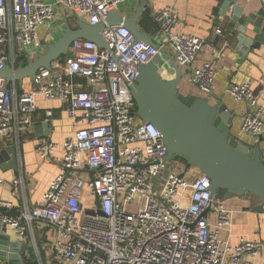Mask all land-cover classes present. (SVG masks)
<instances>
[{"label": "built area", "instance_id": "obj_1", "mask_svg": "<svg viewBox=\"0 0 264 264\" xmlns=\"http://www.w3.org/2000/svg\"><path fill=\"white\" fill-rule=\"evenodd\" d=\"M132 1L138 0L57 4L96 25ZM260 3L264 11V0ZM56 18L55 6L44 0H0V70L7 64L16 67L20 56L37 58L42 50L38 28ZM152 18L156 27L150 37L173 52L181 72L191 69V82L210 96L221 52L192 69L206 40L177 31L179 14L170 6L154 11ZM103 37L109 48L74 40L69 55L54 60L50 69L40 68L31 89L16 97L0 79L1 141L20 145L22 135L34 126L38 96L65 102L74 131L60 142L38 140L35 151L43 160L63 149L60 171L41 202L20 214L8 213L13 204L0 198V234L11 227L23 237L34 223H41L54 231L53 250L64 264H253L251 258L264 249V238L238 244L221 239V230L232 224L233 209L212 195L209 176L200 170L194 178L188 175L196 167L172 171L161 131L137 115L132 88L141 65L162 54L160 48L138 40L124 24L106 23ZM228 93L252 108L242 120V133L263 134L264 81L261 92L249 80L231 84ZM52 115L47 111L48 118ZM12 182L18 186L22 179ZM129 205L137 211H128Z\"/></svg>", "mask_w": 264, "mask_h": 264}, {"label": "water", "instance_id": "obj_2", "mask_svg": "<svg viewBox=\"0 0 264 264\" xmlns=\"http://www.w3.org/2000/svg\"><path fill=\"white\" fill-rule=\"evenodd\" d=\"M148 0H140L138 11L125 16L117 10L108 14L106 21L96 25L73 14L77 27H72L69 18L63 20V27L53 35L51 42L43 41L37 58L27 65L15 67L7 64L0 70V79L21 84L25 78L33 79L40 68H51L58 58L69 55V48L76 39L95 42L100 48H109L103 37L106 23L124 24L137 39L160 48L162 54L152 61L142 64L137 83L132 94L137 106V115L144 121L153 123L162 133L168 148L169 160H178L188 171L196 167L211 179L210 191L220 201L225 202L246 194L259 200L254 207H246L256 213H264V149L261 143L264 134L258 135L255 143L233 134L234 111L218 100L212 104L207 97L183 93L179 84L184 74L174 62L171 53L153 40L148 33L141 31L139 20L144 14ZM233 6V7H232ZM221 15L231 12L233 20L239 21L243 9L237 0H222L218 6ZM237 36L241 50L260 48L264 44V11L247 15ZM46 125L51 126L49 121ZM1 144V140H0ZM19 145H0V168L19 169ZM4 243L0 245V260L12 264H22L24 244L19 250L7 236L0 234Z\"/></svg>", "mask_w": 264, "mask_h": 264}, {"label": "crops", "instance_id": "obj_3", "mask_svg": "<svg viewBox=\"0 0 264 264\" xmlns=\"http://www.w3.org/2000/svg\"><path fill=\"white\" fill-rule=\"evenodd\" d=\"M55 6L57 18L54 22L40 25L38 37L40 43L51 42L53 35L63 27V20L69 18L70 25L77 27V20L72 18L63 5H58L59 0H44ZM222 0H148L146 8L150 14L165 6L172 7L178 14L179 20L175 29L184 33L196 34L206 40L204 47L199 53L192 69L199 67L205 61H212L221 52V57L216 64L214 75V92L210 96L202 95L197 87L191 82L190 70H182L184 78L179 84V89L183 93H193L207 97L212 104L222 100L230 110L234 111L233 134L255 143L256 137L246 135L241 131L243 118L251 112V106L247 101H236L228 93L231 84H240L246 81L252 82L255 92L262 91L264 81V44L258 49L248 48L242 51L239 46L237 36L240 34L239 28L245 22L250 13H257L261 10L260 0H237V5L241 6L243 12L239 21H234L231 12L222 16L218 8ZM140 6V0L132 1L128 4L120 5L118 12L125 16L134 15ZM233 7V6H232ZM145 8V9H146ZM81 18V17H80ZM140 21V20H139ZM141 31H144L139 25ZM220 29L222 33H217ZM54 33V34H53ZM172 55L173 52L171 51ZM29 61L20 56L16 61V67L27 65ZM11 63V62H9ZM6 82V80H5ZM13 97L23 91H28L32 87V79L25 78L21 84L11 82L9 84ZM262 107L261 118L264 121V99L260 100ZM66 103L60 99L48 100L43 96L36 99V111L33 115L34 126L22 135L20 141V155L18 156L19 169L3 170L0 168V198L10 201L13 206L7 210L11 215L20 214L25 207L33 208L41 202L52 177L60 171V164L63 157L62 151L55 149L51 155L43 160L35 151V146L41 137L51 138L60 142L64 138L73 135L71 120L66 111ZM52 111V117H47V111ZM51 122V126L46 125ZM264 134V133H263ZM2 147L10 144L1 141ZM264 149V141L261 143ZM61 148V147H59ZM46 173L45 177H42ZM83 175L87 173L85 169ZM192 172L188 175L191 177ZM88 175V174H87ZM85 175V176H87ZM21 178L22 182L18 186L13 185L14 178ZM243 197L233 198L225 201V205L233 209V220L229 227L221 230L220 237L231 244H238L241 239L261 240L264 238V213H256L246 207H254ZM2 235L7 236L10 242L15 243L14 248L19 250L22 245L29 244L25 250L22 264H64L54 253L52 243L54 241V231L41 224L34 223L27 229L26 236H18L11 227H7ZM4 239L0 238V245ZM253 264H264V249L255 257L251 258ZM0 264H12L8 260H0Z\"/></svg>", "mask_w": 264, "mask_h": 264}, {"label": "rangeland", "instance_id": "obj_4", "mask_svg": "<svg viewBox=\"0 0 264 264\" xmlns=\"http://www.w3.org/2000/svg\"><path fill=\"white\" fill-rule=\"evenodd\" d=\"M57 150L62 151V148H58ZM171 168H172V171H174L175 173H182V172L184 173L185 172L184 165L182 163H179L178 161H175V160H171ZM46 173L47 172H45L42 177H45ZM198 174H199V169L195 170L194 172H192L191 178H194ZM243 199L247 200L248 203H250V204H256V203L259 202L258 198H256L252 194L244 195ZM127 210L128 211H132V212H136L137 211V207L134 206V205H129V206H127Z\"/></svg>", "mask_w": 264, "mask_h": 264}, {"label": "trees", "instance_id": "obj_5", "mask_svg": "<svg viewBox=\"0 0 264 264\" xmlns=\"http://www.w3.org/2000/svg\"><path fill=\"white\" fill-rule=\"evenodd\" d=\"M139 25L149 35L153 34L156 26L148 8L145 9L139 21Z\"/></svg>", "mask_w": 264, "mask_h": 264}, {"label": "bare ground", "instance_id": "obj_6", "mask_svg": "<svg viewBox=\"0 0 264 264\" xmlns=\"http://www.w3.org/2000/svg\"><path fill=\"white\" fill-rule=\"evenodd\" d=\"M195 170H196V168H192V169H191V172H194Z\"/></svg>", "mask_w": 264, "mask_h": 264}]
</instances>
